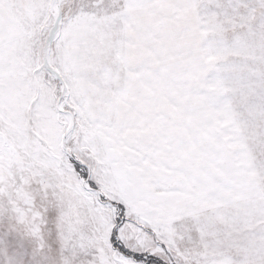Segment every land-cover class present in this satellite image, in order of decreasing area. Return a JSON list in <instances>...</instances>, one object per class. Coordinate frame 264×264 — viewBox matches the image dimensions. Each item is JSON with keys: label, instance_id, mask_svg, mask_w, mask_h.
<instances>
[{"label": "snow or ice", "instance_id": "1", "mask_svg": "<svg viewBox=\"0 0 264 264\" xmlns=\"http://www.w3.org/2000/svg\"><path fill=\"white\" fill-rule=\"evenodd\" d=\"M0 264H264V0H0Z\"/></svg>", "mask_w": 264, "mask_h": 264}]
</instances>
